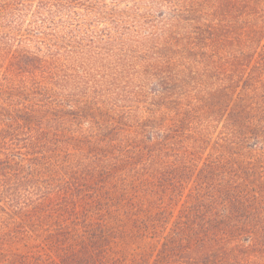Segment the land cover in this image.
<instances>
[{"label": "rangeland", "instance_id": "obj_1", "mask_svg": "<svg viewBox=\"0 0 264 264\" xmlns=\"http://www.w3.org/2000/svg\"><path fill=\"white\" fill-rule=\"evenodd\" d=\"M43 1L0 0V264H264L252 2L223 50L189 26L218 0Z\"/></svg>", "mask_w": 264, "mask_h": 264}, {"label": "trees", "instance_id": "obj_2", "mask_svg": "<svg viewBox=\"0 0 264 264\" xmlns=\"http://www.w3.org/2000/svg\"><path fill=\"white\" fill-rule=\"evenodd\" d=\"M232 0H218V4L215 7L214 10L210 12H205L204 10H201V7H193L194 9L191 12L192 21L189 24L190 29L192 30V27L195 28V32L198 35V38H202L205 41V43H208V41H211L213 44L217 43V45L222 46L223 50H236L238 48V41L235 40L234 36H232L233 30L236 27V25L244 22L243 18H241L243 21L239 20V14L241 11H244L245 8H241L237 5L236 2L240 3H249L252 2V9L258 13L255 14L259 17V14L262 15V20H264V13L262 11V8L264 5L260 4V0H235L236 2L231 4ZM172 3V2H171ZM23 7L28 10V6L23 5ZM55 5H49V1L44 0L43 2H40L38 5L35 6L34 13L36 15L42 14V11L46 10L48 15L51 17L54 16V8ZM259 7L261 9H259ZM200 8V9H198ZM65 10H68L64 7ZM204 9V8H203ZM241 10V11H240ZM60 11V10H56ZM70 16H74L76 13L72 10H68ZM21 15H24V12L21 13ZM23 19V18H22ZM39 20H33L31 25L36 27L37 29L41 30L43 26L49 25L50 31L54 30V27L51 24L46 23L43 21L44 24H40L38 22ZM212 23V25L209 26V23ZM181 25L185 29V31H188L189 29L181 22ZM243 31H245L247 28L242 27ZM40 33H44V31H40ZM189 34V32H188ZM55 36H52V38ZM60 40L63 41H71L69 39V36L66 35V39L63 37H59ZM14 42H16V46L13 47L14 50H59L61 48V45L54 43L52 40L49 42H35L33 40V37L28 38V40H22L18 38H14ZM10 43V42H7ZM7 43L5 45H7ZM188 44L190 42L188 41ZM8 46V45H7ZM240 46V50H243L244 47L242 45Z\"/></svg>", "mask_w": 264, "mask_h": 264}]
</instances>
